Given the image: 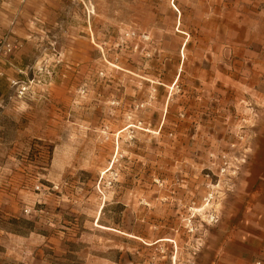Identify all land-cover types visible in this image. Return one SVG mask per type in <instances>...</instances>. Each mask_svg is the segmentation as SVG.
Wrapping results in <instances>:
<instances>
[{
    "label": "rangeland",
    "instance_id": "1",
    "mask_svg": "<svg viewBox=\"0 0 264 264\" xmlns=\"http://www.w3.org/2000/svg\"><path fill=\"white\" fill-rule=\"evenodd\" d=\"M263 143L264 0H0V264H252Z\"/></svg>",
    "mask_w": 264,
    "mask_h": 264
},
{
    "label": "crops",
    "instance_id": "2",
    "mask_svg": "<svg viewBox=\"0 0 264 264\" xmlns=\"http://www.w3.org/2000/svg\"><path fill=\"white\" fill-rule=\"evenodd\" d=\"M239 185L225 204L224 234L235 237L236 261H246L242 248L248 246L254 253L252 264H264V146L252 150L244 183Z\"/></svg>",
    "mask_w": 264,
    "mask_h": 264
},
{
    "label": "trees",
    "instance_id": "3",
    "mask_svg": "<svg viewBox=\"0 0 264 264\" xmlns=\"http://www.w3.org/2000/svg\"><path fill=\"white\" fill-rule=\"evenodd\" d=\"M62 258L69 260L71 262L70 264H84V263L80 262L76 257H74V256H72L70 254H67L66 257H61V258L59 257L58 260L62 259ZM54 264H62V263L61 262H57V263H54Z\"/></svg>",
    "mask_w": 264,
    "mask_h": 264
},
{
    "label": "bare ground",
    "instance_id": "4",
    "mask_svg": "<svg viewBox=\"0 0 264 264\" xmlns=\"http://www.w3.org/2000/svg\"><path fill=\"white\" fill-rule=\"evenodd\" d=\"M173 1H175V0H173ZM173 7H174V9L178 12V15H180L179 17H181V11L175 6V5H172ZM179 19V18H178ZM178 24H179V20H178ZM186 43H187V40H186V42L184 43V47L186 46ZM182 52H183V54H184V48L182 49ZM176 81H177V79H176Z\"/></svg>",
    "mask_w": 264,
    "mask_h": 264
},
{
    "label": "built area",
    "instance_id": "5",
    "mask_svg": "<svg viewBox=\"0 0 264 264\" xmlns=\"http://www.w3.org/2000/svg\"><path fill=\"white\" fill-rule=\"evenodd\" d=\"M7 48L9 49V51H11V46L10 45H7ZM27 89H25L24 87L22 88V93L25 92Z\"/></svg>",
    "mask_w": 264,
    "mask_h": 264
}]
</instances>
